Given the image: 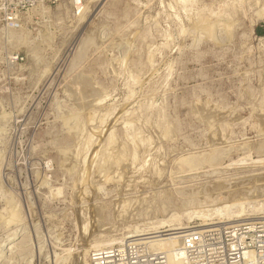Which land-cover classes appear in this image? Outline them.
Masks as SVG:
<instances>
[{
  "label": "rangeland",
  "instance_id": "rangeland-1",
  "mask_svg": "<svg viewBox=\"0 0 264 264\" xmlns=\"http://www.w3.org/2000/svg\"><path fill=\"white\" fill-rule=\"evenodd\" d=\"M12 2L0 264H181V241L150 242L163 220L197 233L264 221V0H34L11 16ZM231 196L249 218L205 219ZM99 249L112 261L92 260ZM208 249L197 264L216 259Z\"/></svg>",
  "mask_w": 264,
  "mask_h": 264
},
{
  "label": "bare ground",
  "instance_id": "bare-ground-1",
  "mask_svg": "<svg viewBox=\"0 0 264 264\" xmlns=\"http://www.w3.org/2000/svg\"><path fill=\"white\" fill-rule=\"evenodd\" d=\"M133 80V79H132ZM112 140V139H111ZM118 152V151H117ZM224 154V153H223ZM209 155V154H208ZM192 156V155H191ZM208 157V156H207ZM214 157V156H213ZM193 157H191L192 159ZM206 158V157H205ZM105 159V158H104ZM210 159V157H209ZM214 159V158H213ZM260 175V174H259ZM246 177V176H245ZM255 177V176H254ZM249 178V177H248ZM262 178V177H261ZM217 180V179H216ZM235 180V179H234ZM246 180V179H245ZM237 181V180H236ZM217 182V181H216ZM231 182V181H230ZM237 183V182H236ZM218 184V183H217ZM241 184V183H240ZM244 187H245V184H243ZM231 186V185H230ZM183 187V186H182ZM247 187V186H246ZM193 189V187H191ZM228 188V187H227ZM232 188V187H231ZM243 188V187H242ZM262 188V187H261ZM230 189V187H229ZM234 189V187H233ZM241 189V188H240ZM245 189V188H244ZM251 189V188H250ZM180 190V189H179ZM225 190V189H223ZM231 190V189H230ZM187 191V190H186ZM228 191V190H227ZM256 191V190H255ZM223 192V191H222ZM232 192V191H231ZM243 192V191H242ZM250 192V191H248ZM230 193V191H229ZM234 193V192H233ZM231 193V194H233ZM239 193V192H238ZM252 193V192H251ZM262 194V192H260ZM192 194V193H191ZM194 194V193H193ZM216 194V193H215ZM221 194V193H220ZM228 194V193H227ZM229 194V195H231ZM247 194V193H245ZM244 194V196H245ZM260 194V195H261ZM240 195V194H239ZM249 195V194H247ZM253 195V194H252ZM259 195V194H257ZM263 195V194H262ZM189 196V195H188ZM223 196V195H222ZM221 196V197H222ZM228 196V195H226ZM235 196V195H234ZM241 196V195H240ZM243 196V195H242ZM251 196V195H250ZM249 196V197H250ZM199 197V196H198ZM225 197V196H224ZM238 196L235 197V199L237 198ZM248 197V196H247ZM257 197V196H256ZM220 198V196H218V199ZM226 198V197H225ZM231 199H234L233 196L230 197ZM261 198V197H260ZM196 199V198H195ZM208 199V198H207ZM211 198H209V201H210ZM216 199H217V195H216ZM229 199V198H228ZM234 199V200H235ZM240 198L236 199L235 200V203H228L229 201L227 202H224L226 199H222V201H220L219 203H212L214 204L213 207L211 209H209V213L206 212L205 208V213H207L205 216V219L206 217L208 216H212L213 214H218V215H224L226 218L228 219H238V218H245V217H248L251 215L250 213H247L246 210L243 208V207H240V208H236V204L238 202H236L237 200H240ZM252 199V198H251ZM197 200V199H196ZM195 200V201H196ZM206 200V199H205ZM213 200V199H212ZM233 200V201H234ZM244 200V199H243ZM250 198H248V202H249ZM255 200V198H254ZM208 201V202H209ZM232 201V200H231ZM199 202V201H197ZM204 202V201H203ZM240 202V201H239ZM246 202V201H244ZM187 203V202H186ZM184 203V205L186 204ZM202 203V202H200ZM210 203V202H209ZM195 204V202H194ZM207 204V203H205ZM241 204V203H240ZM192 205V203H191ZM211 205V203L209 204ZM204 206V204H203ZM206 206V205H205ZM262 206V205H261ZM264 206V205H263ZM189 210H190V207H188ZM187 208V209H188ZM198 208V207H197ZM204 208V207H203ZM209 208V207H208ZM263 208V207H262ZM261 208V209H262ZM184 209V208H183ZM186 209V208H185ZM186 209V210H187ZM199 209V208H198ZM257 210V209H256ZM192 211V210H191ZM185 212V211H184ZM204 212V211H202ZM200 211V213H202ZM174 213V212H173ZM192 213H197V212H192ZM191 213V214H192ZM183 214V213H182ZM181 214V215H182ZM204 213L202 214H199V215H203ZM178 216V215H177ZM183 216V215H182ZM188 216V211H187V215L186 217ZM195 216V215H194ZM197 216V215H196ZM195 216V217H196ZM199 216V217H201ZM203 216V217H204ZM189 218L192 217L191 216H188ZM187 217V218H188ZM172 219L170 220H163L164 222H162V224H167L169 226L168 229H165V230H160L158 231L157 230V227L153 230H155L154 232H152V234H155L154 236L150 237V242L151 243H154L156 248H159V249H167V248H172L177 246L180 241L181 243L183 242V238L185 237V235H187L188 237L191 236V235H194L195 233L197 232H190V230H192V228H189L187 229L188 227H181L183 225H181L180 227H176V226H173L172 225V222L170 221H173V219H176L178 217H171ZM193 218V217H192ZM198 218V217H197ZM247 218V219H248ZM204 220V219H203ZM240 220V219H239ZM168 223H171V224H168ZM175 223V222H173ZM211 223V222H210ZM227 223V222H226ZM226 223H216V224H208V225H205L203 226L204 228H207V227H211V226H220L219 228H216V229H211V228H208V229H205L203 231V233L201 232V240H200V243L198 244V249L202 248L199 250V252L203 253L205 252V248H209L208 250L212 251L213 253L216 254V259L212 260L209 264H264V240H259L258 241V244L259 245H256L253 249H249V248H242L243 244H245L247 242V238H249V234L252 233L253 231L256 230L255 228V219H248V220H241V221H236L235 222H231L230 226H224ZM233 223V224H232ZM155 226V225H154ZM143 229V228H142ZM186 229V230H184ZM152 230V231H153ZM184 230V231H182ZM136 232V231H135ZM148 232V231H147ZM182 232V235L181 237L179 236H175L176 234L178 233H181ZM143 233V232H142ZM151 233V232H150ZM214 234H218L217 236L213 237ZM147 235L149 236V234L147 233ZM248 235V236H247ZM130 236H133V235H130ZM147 236V238H148ZM129 237V236H128ZM123 238V237H122ZM125 238V237H124ZM123 238V239H124ZM127 238V237H126ZM155 238V239H154ZM181 238V240H180ZM215 238H217V240H215ZM219 238V239H218ZM121 239V238H120ZM134 239V238H133ZM146 239V238H145ZM116 240V239H115ZM126 240V239H125ZM149 240V239H148ZM257 240V239H255ZM123 241V240H122ZM120 241V242H122ZM124 242V241H123ZM142 243H147L145 241H143ZM181 243H180V246H181ZM100 246V245H99ZM108 246V245H107ZM103 247V246H102ZM153 247V246H151ZM109 248V247H108ZM154 248V247H153ZM13 249H16L14 245H10L8 247V250H13ZM104 249V248H103ZM168 249V250H169ZM18 250V249H17ZM99 250H102V249H99ZM157 250V249H156ZM103 252L100 251V253H97V256L96 254H94V257L95 258H92V260H102V263H104L105 260H107V262L105 263H108V262H111L112 259L114 258L115 254L112 252V250H107L109 253H106L104 252L105 250H102ZM154 251V250H152ZM155 253H161V252H155ZM162 253H165V256L167 257V264H171L170 262L173 261H170L168 255L166 254V252H162ZM173 256H174V261L175 262H178V263H181V264H185V259H188V255H187V252L185 253L184 256L182 257H178L176 255H174V251H173ZM109 257V258H108ZM172 257V256H171ZM112 258V259H111ZM83 261V260H82ZM85 261V260H84ZM83 261V262H84ZM175 264V263H174Z\"/></svg>",
  "mask_w": 264,
  "mask_h": 264
},
{
  "label": "built area",
  "instance_id": "built-area-1",
  "mask_svg": "<svg viewBox=\"0 0 264 264\" xmlns=\"http://www.w3.org/2000/svg\"><path fill=\"white\" fill-rule=\"evenodd\" d=\"M34 2V0H16V2H12L14 5V8H7L6 13L10 14L11 16H14V9L17 7H26L27 5H30ZM10 12V13H8ZM12 22H15V18H10ZM256 222V230L249 234V238H247V242L243 244L242 248H249L250 250L253 249L258 244L259 240H264V221L261 219H258ZM248 236V235H247ZM201 233H195L194 235L184 237V244L183 246H177V248L174 250L176 256L182 257L187 252L188 259H185V264H197L198 261L197 258L199 257L201 252H199L200 249H198V244L201 240ZM257 239V240H255ZM163 262V261H161Z\"/></svg>",
  "mask_w": 264,
  "mask_h": 264
}]
</instances>
